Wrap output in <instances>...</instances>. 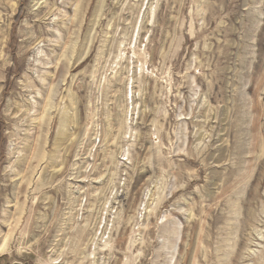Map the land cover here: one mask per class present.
Segmentation results:
<instances>
[{
	"label": "rangeland",
	"instance_id": "rangeland-1",
	"mask_svg": "<svg viewBox=\"0 0 264 264\" xmlns=\"http://www.w3.org/2000/svg\"><path fill=\"white\" fill-rule=\"evenodd\" d=\"M0 264H264V0H0Z\"/></svg>",
	"mask_w": 264,
	"mask_h": 264
},
{
	"label": "bare ground",
	"instance_id": "bare-ground-1",
	"mask_svg": "<svg viewBox=\"0 0 264 264\" xmlns=\"http://www.w3.org/2000/svg\"><path fill=\"white\" fill-rule=\"evenodd\" d=\"M93 259V258H92Z\"/></svg>",
	"mask_w": 264,
	"mask_h": 264
}]
</instances>
